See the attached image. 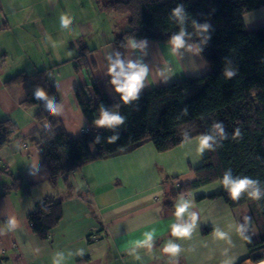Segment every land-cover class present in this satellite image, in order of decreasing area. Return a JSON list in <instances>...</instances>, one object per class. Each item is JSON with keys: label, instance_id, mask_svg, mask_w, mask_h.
Masks as SVG:
<instances>
[{"label": "crops", "instance_id": "0c3cea01", "mask_svg": "<svg viewBox=\"0 0 264 264\" xmlns=\"http://www.w3.org/2000/svg\"><path fill=\"white\" fill-rule=\"evenodd\" d=\"M102 2L0 0V121L17 127L0 148V264H251L237 207L209 197L220 192L221 181L179 192L208 154L202 136L163 152L147 141L93 160L69 172L70 187L64 179L51 183L42 153L22 138L53 127L25 102L26 84L13 81L21 72L53 67L59 118L77 138L87 127L77 88L88 85L95 97L93 84L100 81L114 98L111 77L127 83L143 70L138 89L147 91L211 70L190 42L130 39L122 56L115 39L128 16ZM243 21L248 30L263 26L264 6ZM117 63L123 74L120 67L113 71ZM59 196L63 216L43 239L28 216L38 201Z\"/></svg>", "mask_w": 264, "mask_h": 264}, {"label": "trees", "instance_id": "16d2710c", "mask_svg": "<svg viewBox=\"0 0 264 264\" xmlns=\"http://www.w3.org/2000/svg\"><path fill=\"white\" fill-rule=\"evenodd\" d=\"M103 8L126 14L128 27L115 43L122 56L130 39L174 43L176 37L194 44L211 70L198 77H184L133 96L119 91L126 83L111 77L115 93L110 98L100 81L76 94L86 120L85 132L73 138L57 109L59 95L52 83L53 67L21 72L13 81L25 83L27 104L39 107L38 120L53 127L22 136L43 156L52 184L93 160L129 151L147 141L157 150H170L191 138L207 139L208 154L195 169L196 178L180 187L185 192L220 180L222 197L232 208L253 206L256 215L241 221V232L250 261L264 260V25L248 30L243 15L264 6V0H103ZM81 52L78 57L84 56ZM76 68H81L80 64ZM43 91L44 96L37 93ZM127 97V98H126ZM51 106L52 111L49 110ZM105 114L112 123H99ZM17 132L10 119L0 121V148ZM225 179L251 181L233 200ZM204 196H199L203 198ZM63 216V200L49 197L35 204L28 219L41 238ZM257 226L259 239L252 228Z\"/></svg>", "mask_w": 264, "mask_h": 264}, {"label": "clouds", "instance_id": "9594fccd", "mask_svg": "<svg viewBox=\"0 0 264 264\" xmlns=\"http://www.w3.org/2000/svg\"><path fill=\"white\" fill-rule=\"evenodd\" d=\"M174 43L177 46H180V45H182L183 41H182L181 37L178 36L175 38ZM115 67H120L121 73L123 74V65L122 64L117 63V65L114 66L113 71H115ZM134 67H135L134 65H130V68H134ZM143 75H144L143 70L138 72V73L133 72L132 74L127 76V83L118 90L127 93V97L133 96L140 86L141 78L143 77ZM37 95L38 96H44L45 93L43 91H41V92H38ZM49 110L52 111L51 106H49ZM118 119H119L118 117H112L110 120L109 117L107 116V114H105L104 119L101 120L99 123H102V124L103 123H112L113 121H118ZM207 139L208 138H204V140H203L204 144L207 143ZM223 183L226 186H230L229 190H230L232 199L236 200L239 198L240 193L242 191L246 190V188L251 183V181L244 179V180H240L237 182H231L230 180L225 179L223 181ZM183 211H184V208L180 207L177 211V215H179ZM175 232H176V234H183L184 230L180 229V228H176ZM170 251H176V249L173 248V249H170Z\"/></svg>", "mask_w": 264, "mask_h": 264}, {"label": "rangeland", "instance_id": "374dc122", "mask_svg": "<svg viewBox=\"0 0 264 264\" xmlns=\"http://www.w3.org/2000/svg\"><path fill=\"white\" fill-rule=\"evenodd\" d=\"M235 212L241 216V221H247L249 218H253L256 215V211L254 209L253 206L250 205H243V206H238L235 209ZM252 234L254 236V238L259 239L258 236V230H257V226L255 225L252 228ZM250 263H253L252 261H250Z\"/></svg>", "mask_w": 264, "mask_h": 264}, {"label": "bare ground", "instance_id": "6f19581e", "mask_svg": "<svg viewBox=\"0 0 264 264\" xmlns=\"http://www.w3.org/2000/svg\"><path fill=\"white\" fill-rule=\"evenodd\" d=\"M251 264H264V260L260 261V262H257V263H251Z\"/></svg>", "mask_w": 264, "mask_h": 264}]
</instances>
